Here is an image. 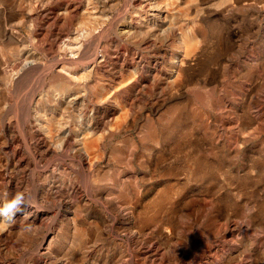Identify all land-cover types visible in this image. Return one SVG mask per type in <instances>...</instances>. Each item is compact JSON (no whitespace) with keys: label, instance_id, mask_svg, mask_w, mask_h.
Segmentation results:
<instances>
[{"label":"rangeland","instance_id":"rangeland-1","mask_svg":"<svg viewBox=\"0 0 264 264\" xmlns=\"http://www.w3.org/2000/svg\"><path fill=\"white\" fill-rule=\"evenodd\" d=\"M17 192L0 264H264V0H0Z\"/></svg>","mask_w":264,"mask_h":264},{"label":"bare ground","instance_id":"bare-ground-1","mask_svg":"<svg viewBox=\"0 0 264 264\" xmlns=\"http://www.w3.org/2000/svg\"><path fill=\"white\" fill-rule=\"evenodd\" d=\"M157 7V6H156ZM125 10V9H124ZM154 10V9H153ZM156 13V12H155ZM116 14V13H115ZM116 17H118V15L116 16ZM120 17H121V15H120ZM112 22V21H111ZM149 25V24H148ZM105 28V27H104ZM149 29V28H148ZM103 30V29H102ZM100 31V30H99ZM148 31H150V30H148ZM119 32H120V30H119ZM100 36H101V34H100ZM94 38V37H93ZM102 39V38H101ZM100 41V40H99ZM108 43V42H107ZM197 50V49H196ZM22 53V52H21ZM183 53V52H182ZM26 54H27V52H26ZM89 55V54H88ZM70 57V56H69ZM82 57V56H81ZM186 57H188V55L186 56ZM64 58H66V57H64ZM77 60V59H76ZM80 60V59H79ZM91 60V59H90ZM31 61V60H30ZM34 61V60H33ZM83 61H85V60H83ZM29 62V61H28ZM51 62V61H50ZM77 62V61H76ZM90 62V61H89ZM14 63V62H13ZM55 63V62H54ZM6 64V63H5ZM33 64V63H32ZM37 63H35V65H36ZM39 64V63H38ZM46 64V63H45ZM51 64H53V63H51ZM71 64V63H70ZM76 64V63H75ZM27 65V64H26ZM25 65V66H26ZM56 65V64H55ZM42 66V65H41ZM43 66H44V63H43ZM47 66V65H46ZM49 66H50V64H49ZM12 67H13V65H12ZM87 67V66H86ZM4 68V67H3ZM15 68V67H14ZM20 68V67H19ZM37 68V67H36ZM35 68V69H36ZM50 68V67H49ZM5 69V68H4ZM26 69V68H25ZM32 69V68H31ZM40 69H42V68H40ZM52 69H53V67H52ZM10 70V69H9ZM8 70V71H9ZM21 70V69H20ZM42 70H44V69H42ZM22 71H23V69H22ZM40 71V70H39ZM5 72V71H4ZM28 72H30V70L28 71ZM34 72V71H33ZM44 72V71H43ZM53 72H55V71H53ZM89 72V71H88ZM10 73V72H9ZM38 73V72H37ZM19 75L21 74V73H18ZM26 74V73H25ZM50 74V73H49ZM56 74H58V73H56ZM60 74V73H59ZM54 76V75H53ZM95 76V75H94ZM20 77V76H19ZM27 77V76H26ZM39 77V76H38ZM10 78H11V76H10ZM19 79V78H18ZM32 79V78H31ZM91 79V78H90ZM57 81L58 83H60V85L62 86V87H64V88H66V87H69L70 85H71V79L69 78V77H67L65 74H60V75H58V76H55L54 78H53V81ZM16 82V81H15ZM14 82V85H16L17 83H15ZM29 82V81H28ZM44 82V81H43ZM43 82H42V84H43ZM48 83V82H47ZM40 84H41V82H40ZM40 84H39V86H40ZM13 85V84H12ZM16 86H18V85H16ZM37 86V85H36ZM14 87V86H13ZM92 87V85H90V83H88V82H86L85 84H82L81 85V87L80 88H84V89H86V91L87 92H89V93H94V90L91 88ZM32 88V87H31ZM44 88V87H43ZM22 89V88H21ZM30 89V88H29ZM13 91L15 92L16 90H14L13 89ZM36 93V92H35ZM43 94V93H42ZM29 95V94H28ZM32 96V95H31ZM34 96V95H33ZM71 96V95H70ZM70 96H67V98L68 97H70ZM14 97V96H13ZM61 97H63V96H61ZM201 97V96H200ZM33 98V97H32ZM71 99H72V96L70 97ZM69 98V99H70ZM35 99H36V97H35ZM16 100V99H15ZM24 100V99H23ZM27 100H28V98H27ZM31 100V99H30ZM32 101V100H31ZM40 101V100H39ZM14 102V101H13ZM15 103V102H14ZM20 103V102H19ZM25 103V102H24ZM28 103L30 104V102L28 101ZM21 104H23V103H21ZM45 106V105H44ZM81 106V105H80ZM21 107V106H20ZM29 107V106H28ZM79 107V106H78ZM82 107V106H81ZM30 108V107H29ZM93 109V108H92ZM26 110V109H25ZM39 110V109H38ZM76 110H77V108H76ZM20 111V110H19ZM32 111V110H31ZM109 112V111H108ZM76 113H77V111H76ZM41 115V114H40ZM19 116V115H18ZM35 116V115H34ZM59 117V116H58ZM37 120V119H36ZM38 121H39V119H38ZM42 121H43V119H42ZM61 121V120H60ZM26 122V121H25ZM37 122V121H36ZM58 123V122H57ZM59 124V123H58ZM58 126V125H57ZM92 127V126H91ZM44 130V129H43ZM33 131V130H32ZM59 133V132H58ZM41 136V135H40ZM39 136V137H40ZM57 138V137H56ZM55 138V139H56ZM75 139V138H74ZM73 139V140H74ZM25 140V139H24ZM37 140V139H36ZM39 140V139H38ZM26 141V140H25ZM54 141V140H53ZM76 147H77V149H79L81 152H83V153H85V155L84 156H86V157H88V154H87V152H86V147H91V146H93V144H94V142H95V138H93L92 137V135L90 134H87V132L86 131H82V134L78 137V138H76ZM27 143V142H26ZM57 143H58V141H57ZM72 143V142H71ZM57 145V144H56ZM28 147H29V145H28ZM60 148V147H59ZM63 149V148H62ZM72 150V149H71ZM44 151V150H43ZM46 151V150H45ZM44 151V152H45ZM28 152V151H27ZM43 152V153H44ZM60 152V151H59ZM80 153V152H79ZM61 155V154H60ZM51 156V155H50ZM55 157V156H54ZM59 157V156H58ZM74 157V156H73ZM68 158V157H67ZM53 159V158H52ZM55 159H57V157L55 158ZM77 159H78V157H77ZM68 160V159H67ZM63 161V160H62ZM80 163V162H79ZM85 163V162H84ZM94 164V163H93ZM83 165H81V167H82ZM80 167V166H79ZM73 169V168H72ZM82 170V169H81ZM118 171V170H117ZM82 173V172H81ZM81 173H79V174H81ZM89 174V173H88ZM87 176V175H86ZM89 180V179H88ZM83 183V182H82ZM3 184V183H2ZM84 186V185H83ZM86 187V186H85ZM38 190V189H37ZM84 192V191H83ZM116 193V192H115ZM1 194V193H0ZM82 194H85V193H82ZM90 195V194H89ZM88 198H90V197H88ZM56 199V198H55ZM61 199V198H60ZM84 199H85V196H84ZM87 199V198H86ZM100 201V200H99ZM125 211H128V210H125ZM71 213V212H70ZM78 214V213H77ZM123 214V213H122ZM126 214V213H125ZM113 217V216H112ZM131 219V218H130ZM81 232H83V230L81 229L80 230ZM134 235V234H133ZM48 236V235H47ZM43 238H44V236H43ZM132 241V240H131ZM36 243V242H35ZM130 243V242H129ZM35 245V244H34ZM146 246V245H145ZM42 250L43 248H42V245H40V246H38V248H37V251L38 250ZM126 249H127V247H126ZM132 254V253H131ZM28 255H30V254H28ZM43 255V254H42ZM138 255V254H137ZM151 255V254H150ZM42 257V256H41ZM38 259V258H37ZM149 259H151V258H149ZM157 259V258H156ZM40 260H41V258H40ZM43 260V259H42ZM44 260H46V259H44ZM43 260V261H44ZM35 261V260H34ZM152 261V260H151ZM39 262V261H38ZM160 262H161V259H160ZM44 263V262H43ZM46 263V262H45ZM126 263V262H125ZM130 263V262H129ZM156 263V262H155ZM154 263V264H155ZM34 264H36V263H34Z\"/></svg>","mask_w":264,"mask_h":264},{"label":"clouds","instance_id":"clouds-1","mask_svg":"<svg viewBox=\"0 0 264 264\" xmlns=\"http://www.w3.org/2000/svg\"><path fill=\"white\" fill-rule=\"evenodd\" d=\"M0 222L11 224L16 215L24 211L25 205L28 203L24 192H17L11 198L5 194L0 197Z\"/></svg>","mask_w":264,"mask_h":264}]
</instances>
